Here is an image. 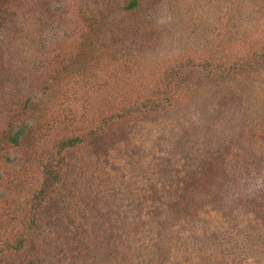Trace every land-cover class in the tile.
<instances>
[{"label":"rangeland","instance_id":"obj_1","mask_svg":"<svg viewBox=\"0 0 264 264\" xmlns=\"http://www.w3.org/2000/svg\"><path fill=\"white\" fill-rule=\"evenodd\" d=\"M133 1L0 0L3 264H264V0Z\"/></svg>","mask_w":264,"mask_h":264},{"label":"trees","instance_id":"obj_2","mask_svg":"<svg viewBox=\"0 0 264 264\" xmlns=\"http://www.w3.org/2000/svg\"><path fill=\"white\" fill-rule=\"evenodd\" d=\"M136 4H137V0L136 1H133L132 3L130 2V6L131 7H134ZM261 52H262V55L264 56V50L261 51ZM169 89H168V91H167V89H164L161 92L157 91L159 93V95L161 96V98H159V96H157L156 98H152L151 97V98H146L144 100H139V102L137 103V105H135L136 106V109L135 110H138V111H141V112H159V111L163 110L164 108H166V106L171 101V97L169 96V93H170L169 92ZM32 102L33 101L28 102V103H24V105H21V107H24L22 109H26V108L31 109V106H32V109H34L33 107L36 106L34 103H36V102H33V103ZM122 114L123 113L117 114L116 118H123V115ZM101 122L102 123L98 127V133H100V134L105 129V124L108 122V120L103 119ZM248 129L249 128H246L245 130H243V132L244 131L245 132H248L249 131ZM22 133H23V130L20 129V130L14 132V134L11 135V136L8 134V136L6 137V135H5V138L8 139L7 142H12L14 145H16L17 142H18V138L21 136ZM89 137H90L89 134H87V136H85V137H82V136H80V137L79 136H74V137H71V138H68V139H64L62 141L63 142L62 144H64V147L65 148H72V147H75L79 143V140H80V147H81L84 143H86V140ZM55 180H56V178H52L51 175H48V174L45 175L44 181H43V185H42V189H41L42 194H44L45 191L48 188H50L52 185H54ZM31 226L35 227L34 230L39 229V227L37 228L35 226L34 221H32L29 224V226L26 227V229H25V235L22 238L16 237V239H18V240L16 242L14 241L13 245H12V241L11 240H8V241L5 242L6 243L5 248L2 251V253L0 254V262H2L1 264H3V262L5 261L6 254L8 252L20 250L24 246L25 242H27V241H30V242L31 241H36L35 240L36 237H35V234H34L35 232L31 228Z\"/></svg>","mask_w":264,"mask_h":264}]
</instances>
